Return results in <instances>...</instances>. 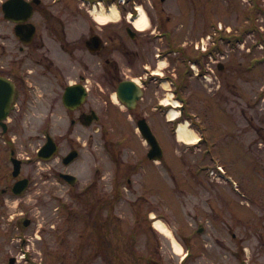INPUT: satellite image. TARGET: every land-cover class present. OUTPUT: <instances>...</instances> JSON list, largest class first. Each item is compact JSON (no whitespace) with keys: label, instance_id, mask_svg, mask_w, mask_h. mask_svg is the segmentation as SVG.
Wrapping results in <instances>:
<instances>
[{"label":"flooded vegetation","instance_id":"1","mask_svg":"<svg viewBox=\"0 0 264 264\" xmlns=\"http://www.w3.org/2000/svg\"><path fill=\"white\" fill-rule=\"evenodd\" d=\"M119 2L0 0V80L6 85L4 94H12L7 116L0 122V165L4 161L11 170L3 173L0 180H13L0 188V203L3 207L7 195L17 197L13 192L16 182L27 180L21 194L32 187L33 176L25 175V164L47 165L48 172L42 177L43 182L49 183L47 192L53 190L56 194L63 188L74 199L82 200L86 195L87 200L101 203L84 207L90 221L85 222L87 232L82 239L86 246L95 247L94 253L99 255H104L106 247L118 245L106 236L105 199L96 195L105 194L107 178L110 191L116 195L122 192L119 183L125 186L143 183L145 176L138 171L148 162L153 163L147 157L149 147L139 136L140 124L149 127L158 139L161 127L151 125L149 120L166 118L169 108L162 102L169 96L171 85L173 97L182 101L181 87L187 81L203 79L205 74L217 78L219 69V65L204 66L202 62L207 56L187 43L173 45L167 17L148 14L146 28L139 30L134 24L136 15L122 14ZM117 3L116 16L95 14L101 4L107 13ZM125 3L130 12L136 10L132 0ZM227 13H236L245 21L233 31L227 30L229 55L220 71H226L227 78L242 81L245 76L238 74L239 67L245 73L261 71L263 81L264 27L256 21L264 17V0H228ZM210 29L214 45L211 51L217 54L221 47L217 20L211 22ZM245 46L248 51L243 55L245 59H237L238 49ZM256 49L261 55L253 54ZM191 61L196 62L201 76L193 74ZM31 104L36 110L32 114L40 122L28 127L25 117ZM57 105L65 113V127L59 123L61 117L55 116ZM180 108L183 113L184 106ZM25 134H29L28 143L38 145L33 159H22L15 148L25 140ZM132 138L137 141L135 145ZM48 141L55 149L49 159H44L39 151ZM16 160L20 162L15 177L12 171ZM109 164L115 165L116 174H105ZM133 188L135 191L134 185ZM29 224V219L22 221L25 227ZM157 259L151 256L145 264H165ZM7 263L16 264L17 259L9 257ZM179 264H188V260Z\"/></svg>","mask_w":264,"mask_h":264},{"label":"rangeland","instance_id":"2","mask_svg":"<svg viewBox=\"0 0 264 264\" xmlns=\"http://www.w3.org/2000/svg\"><path fill=\"white\" fill-rule=\"evenodd\" d=\"M134 1L137 11L132 10L133 16L141 8L145 15L157 13L169 19L173 45L187 43L193 48L202 37L207 42L209 24L216 20L231 31L245 21L236 13H227L228 0ZM130 11L122 8V14ZM256 24L264 27V17ZM238 50L237 59L244 60L247 47ZM186 51L194 54L192 49ZM221 52L218 63L224 68L229 49L224 46ZM253 54L261 52L256 49ZM239 68L243 81L217 70V78L210 76L212 81L199 78L181 87L186 100L181 120L189 123L198 138H204L201 143L185 145L176 140L178 119L168 123L165 117L149 120L161 127L157 134L163 160L139 169L138 174L145 176L143 183H119L123 187L120 194L110 191L106 179L105 194L96 196L105 199V233L118 246L112 245L104 255L95 254L96 248L82 240L87 232L85 222L90 221L84 207L101 203L87 200L86 195L74 199L63 188L60 193L47 192L49 183L42 178L47 165L25 164V175L33 176L32 187L20 196H5L4 208L0 203V264H8L9 257H15L16 264H145L151 256H161L165 264H179L188 253V264H264V80L261 71L245 73ZM173 91L171 85L169 97ZM30 108L25 117L28 127L40 122L32 114L36 112L33 104ZM55 116L61 117L59 123L65 127L60 105ZM24 137L15 148L22 159H33L38 145L27 142L29 134ZM131 142L135 145L137 141L132 138ZM218 168L237 183L236 191ZM9 170L11 166L3 161L0 177ZM105 174H116L115 165H107ZM12 182L3 178L0 188ZM149 215L164 223L170 238L153 229L154 219ZM24 219L30 220L27 227L22 225ZM200 227L202 231L197 232ZM172 239L181 246L179 254L171 246Z\"/></svg>","mask_w":264,"mask_h":264},{"label":"bare ground","instance_id":"3","mask_svg":"<svg viewBox=\"0 0 264 264\" xmlns=\"http://www.w3.org/2000/svg\"><path fill=\"white\" fill-rule=\"evenodd\" d=\"M95 14L98 16L108 15V16L113 17V16L117 15V12L115 11L114 7H111L109 12H107V13H105L103 10H100L98 12H95ZM134 24L137 27V29H139V30H144L146 28V25H147L146 17H145V14L141 8H139V14H138L137 18L134 20ZM169 102H171L173 105H177V102L172 101L171 96L164 99L163 104H168ZM168 116H169L170 120H175V119H177V112L174 110H171L169 112ZM176 137H177V140L179 142H181L183 144H187V145H193L198 140V137L196 136L194 131L189 128L188 123H186V122H181L177 125ZM153 227L159 233L170 238V232L166 228V226L164 225V223L162 221L154 219ZM171 246H172V248L176 254H179L181 252V246L179 245V243L176 240H174V239L171 240Z\"/></svg>","mask_w":264,"mask_h":264},{"label":"water","instance_id":"4","mask_svg":"<svg viewBox=\"0 0 264 264\" xmlns=\"http://www.w3.org/2000/svg\"><path fill=\"white\" fill-rule=\"evenodd\" d=\"M5 86H6L5 82L0 80V112H2L0 114V121L6 117L7 110H8L9 104L12 99V94H10L9 96H7L6 93L4 94ZM139 129H140V133L143 136V138H145L147 142L149 143V145L151 146V150L148 156L151 159H160L162 156V151L154 135L151 133V131L145 124H140ZM54 149H55V146L48 141V143L41 149L40 155L44 158H48L52 155ZM18 171H19V161H16L15 166H14L13 175L16 176L18 174ZM26 183H27V180H22V181L17 182L14 187V192L16 194L20 193L25 188ZM25 224H27V222Z\"/></svg>","mask_w":264,"mask_h":264}]
</instances>
